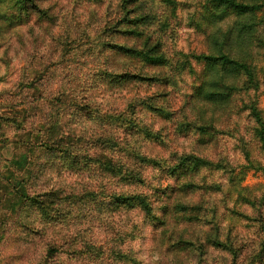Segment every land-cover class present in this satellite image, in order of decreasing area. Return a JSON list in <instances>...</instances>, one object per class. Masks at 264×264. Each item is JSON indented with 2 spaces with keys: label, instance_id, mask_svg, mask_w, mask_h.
Here are the masks:
<instances>
[{
  "label": "clouds",
  "instance_id": "obj_1",
  "mask_svg": "<svg viewBox=\"0 0 264 264\" xmlns=\"http://www.w3.org/2000/svg\"><path fill=\"white\" fill-rule=\"evenodd\" d=\"M0 264H264V0H0Z\"/></svg>",
  "mask_w": 264,
  "mask_h": 264
}]
</instances>
